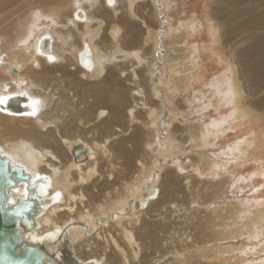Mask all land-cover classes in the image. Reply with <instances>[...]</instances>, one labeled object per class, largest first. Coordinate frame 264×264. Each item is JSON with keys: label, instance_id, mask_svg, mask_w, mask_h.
<instances>
[{"label": "bare ground", "instance_id": "bare-ground-1", "mask_svg": "<svg viewBox=\"0 0 264 264\" xmlns=\"http://www.w3.org/2000/svg\"><path fill=\"white\" fill-rule=\"evenodd\" d=\"M150 1L0 0V100L40 101L34 116L0 110V153L47 182L25 237L81 264H250L228 257L264 256V199L223 197L230 162L261 161L264 178V0H208L214 54L230 61L205 83L187 41L201 24L158 31ZM166 72L167 91L198 83L171 109L158 85ZM210 109L216 117L187 121ZM10 194L24 197V185Z\"/></svg>", "mask_w": 264, "mask_h": 264}, {"label": "rangeland", "instance_id": "rangeland-1", "mask_svg": "<svg viewBox=\"0 0 264 264\" xmlns=\"http://www.w3.org/2000/svg\"><path fill=\"white\" fill-rule=\"evenodd\" d=\"M160 5H159V4ZM158 4V5H157ZM151 5V6H150ZM162 5V6H161ZM149 7L153 14V18L158 26V31L167 30L168 28H176L179 22L188 23L192 20H197L201 26L198 31L194 32L191 36L187 38L189 45L196 46L198 48V63L201 68V81L203 83L208 82L209 80L217 77L223 70L227 61H230L225 55L222 54L221 58L214 54L219 51V41L217 39V34L215 28L212 26V17L209 15L208 0H168L165 3L151 0ZM154 10V12H153ZM157 12H163L164 16L161 17ZM159 17V18H158ZM161 21H163L161 23ZM164 24V25H163ZM166 25V26H165ZM225 59V60H224ZM167 72L163 75L161 84H158L161 90L165 92L166 103L170 104V109L175 105V102L178 99L185 100L196 94L198 89V83L194 84L188 89H182L179 93L174 91H167ZM194 105L191 106L193 109ZM191 109V110H192ZM221 113L228 112V108H221ZM182 114V115H181ZM183 111L176 112L175 115L171 113V117H174L176 121L183 120ZM217 116V112L212 109L203 113H196L191 115L187 121L191 123H201L207 118H213ZM253 123L250 122L247 128L243 132H233L228 131L223 138L213 144L210 147H206L204 153L209 157H213V154L218 153L222 149H225L228 145H231L234 141L238 139L243 133H247V129L253 128ZM190 153V154H189ZM187 154L192 155V152ZM168 163L166 166H171L172 159H165ZM170 163V164H169ZM262 165L261 161H254L252 158H247L244 160H237L236 162H230L229 171L233 173L231 178L232 182L229 183L227 188V194L223 197V202H227L232 198H242V199H264V178L258 174L260 166ZM196 172L195 169H188L185 173V176H191ZM237 179L241 181L235 182ZM235 182V183H234ZM259 195V196H258ZM243 241L244 244L250 245L248 240L242 239L238 241V244ZM255 242H253L254 244ZM208 258L215 260L216 258L212 254H207ZM243 257L244 259L250 261V264H263L260 262V259L264 256H241L239 253H236L233 256H229L228 260L232 261L236 258ZM219 261H223L221 258H217Z\"/></svg>", "mask_w": 264, "mask_h": 264}, {"label": "water", "instance_id": "water-1", "mask_svg": "<svg viewBox=\"0 0 264 264\" xmlns=\"http://www.w3.org/2000/svg\"><path fill=\"white\" fill-rule=\"evenodd\" d=\"M0 101V110L18 114L32 112L27 95H11ZM46 177L32 179L21 166L0 153V264H81L67 251L58 256L45 243H31L26 234L36 227V217L48 204L37 191ZM24 185V197L11 199L10 191ZM85 264H92L87 262Z\"/></svg>", "mask_w": 264, "mask_h": 264}, {"label": "snow or ice", "instance_id": "snow-or-ice-1", "mask_svg": "<svg viewBox=\"0 0 264 264\" xmlns=\"http://www.w3.org/2000/svg\"><path fill=\"white\" fill-rule=\"evenodd\" d=\"M108 3H109V5H111V4L113 3V0H108ZM37 15H38V14H37ZM38 51H39V49H38ZM55 59H56V57H54V56H52V55H48V60H49V62H54ZM82 62L85 63V66H86V67L89 66V63H90V62H88V61H84L83 58H82ZM0 102H2V101H0ZM39 104H40V101H39V100H35V101H33V105H34V107H33L32 112L29 113V115H33V116H34V115L37 114V112H38V110H39V108H38ZM59 197H60V193L57 192V193L55 194V196L53 197L54 201H58V200H59Z\"/></svg>", "mask_w": 264, "mask_h": 264}]
</instances>
